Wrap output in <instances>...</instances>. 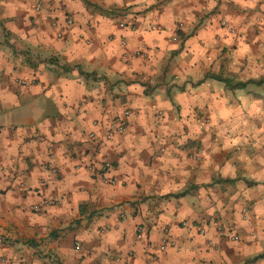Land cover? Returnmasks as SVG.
I'll return each instance as SVG.
<instances>
[{"label":"crops","instance_id":"obj_1","mask_svg":"<svg viewBox=\"0 0 264 264\" xmlns=\"http://www.w3.org/2000/svg\"><path fill=\"white\" fill-rule=\"evenodd\" d=\"M262 120L264 0H0V264H264Z\"/></svg>","mask_w":264,"mask_h":264},{"label":"built area","instance_id":"obj_2","mask_svg":"<svg viewBox=\"0 0 264 264\" xmlns=\"http://www.w3.org/2000/svg\"><path fill=\"white\" fill-rule=\"evenodd\" d=\"M38 9H39V3L36 2V3L34 4V6H33V10H34V11H37ZM65 24L68 26V25L71 24V21H70L69 19H67V20L65 21ZM219 24H220V26H222L223 28H227V27H228V24L226 23V21H225L224 19H220V20H219ZM118 27L121 28V29H123L125 26H124V24L119 23V24H118ZM56 36H57V37H60L61 34L58 33ZM120 46H122V47L125 46V41H124L123 39H120ZM122 115H123V116H127V115H128V112L125 111V112H123ZM124 130H125V128H124V126L122 125L121 122H119V121H112V122H109V123H107V125H106L105 128H104V138H105L106 140H110L115 134L122 133V132H124ZM88 136H89V138H93V134H89ZM189 157H190V156H189ZM85 168H86L88 171L95 170V168H94L92 165H88V166H86ZM108 168H109V164H108L107 162H103V163L97 165V170H98L99 172H104V171H106ZM44 203H46V204H50V203H48V202H42V204H44ZM40 209H41V206H40V205H32V206H30V211L33 212V213L40 212ZM241 214H242L241 219H242V220L245 219V210H242V211H241ZM182 226H185V224H182ZM215 230H216L217 232H220V231H221V228H220L219 226H216V227H215ZM197 233H198L199 235H204V233H205V229H204V228H198ZM229 238H230L231 240H233V241L236 240V236H230ZM168 245H169L168 241L163 239V240L161 241L160 246H159V252H164ZM76 247H78V246H76Z\"/></svg>","mask_w":264,"mask_h":264},{"label":"trees","instance_id":"obj_3","mask_svg":"<svg viewBox=\"0 0 264 264\" xmlns=\"http://www.w3.org/2000/svg\"><path fill=\"white\" fill-rule=\"evenodd\" d=\"M223 82H224L225 85H226L227 87H229V88H240V87L243 86L242 84H239V83H237V84H232V83H230V82L227 81V80H224ZM263 256H264V253L261 254V255H258V256H256V257H254V258L251 260V262H252V261H255V260H257V259H260V258H262Z\"/></svg>","mask_w":264,"mask_h":264},{"label":"rangeland","instance_id":"obj_4","mask_svg":"<svg viewBox=\"0 0 264 264\" xmlns=\"http://www.w3.org/2000/svg\"><path fill=\"white\" fill-rule=\"evenodd\" d=\"M226 29H229V26ZM260 123L264 126V120H262Z\"/></svg>","mask_w":264,"mask_h":264}]
</instances>
